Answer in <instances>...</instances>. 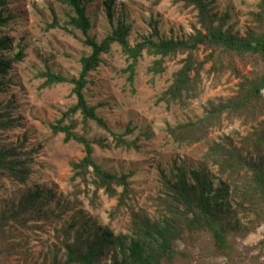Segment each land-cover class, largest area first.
<instances>
[{"label":"trees","instance_id":"1","mask_svg":"<svg viewBox=\"0 0 264 264\" xmlns=\"http://www.w3.org/2000/svg\"><path fill=\"white\" fill-rule=\"evenodd\" d=\"M52 1L64 6L66 11L62 19L54 14L45 29L61 28L71 34L79 32L89 53L80 57L77 77L56 74L48 66L38 74L43 78L41 89L71 84L70 94L76 99L75 104L50 125L51 134L62 133L64 142L75 141L83 146V157L70 163L71 181L79 179L93 193L103 190L107 196L117 197L114 211L128 207L130 221L126 233L115 234L92 221L72 218L54 230L56 241L44 253L40 264H175L177 260L189 264L193 257L202 258V255L189 252L185 247L198 245L203 234L210 238L208 246L218 257L226 258L228 264L264 261V238L246 246L244 251L235 243V238H246L264 223V73L240 75L234 66L235 57L251 55L264 60V0H258V10L249 13L251 25L243 35L232 32L227 27V13H214L206 0H173L196 12L198 27H194L193 33L187 37L166 38L159 34L157 23L152 22L150 35L133 45L127 40L130 25L122 19L116 22L113 19L112 0L104 2L111 29L99 41L90 34L94 25L87 14L89 0ZM161 1L149 0L153 6ZM7 3V0H0V95L11 83L7 78L9 70L25 57L23 46L13 55H6L10 43L3 35V29L12 18L10 13L5 15ZM114 44L120 47L129 62L123 70L129 85H133L135 67L144 52L157 57L149 68L154 75L165 71L166 60L185 55L157 99V103L163 102L166 106L177 103L185 107L189 100L197 99L202 93L203 72L220 76L229 71L239 79L232 96L209 102L203 116L195 121L168 129L178 147L205 140L224 122L240 120L251 127L250 132L239 135L236 140L224 136L209 143L203 155L204 162L195 169L173 165L168 171H161V190L151 199L157 207L153 217L142 210H134L129 204V174L116 175L97 164L93 159L92 142L84 134L75 132L77 128L86 132L88 123L93 122L109 131L116 144H129L121 134L110 131L97 114V107L88 104L84 94L87 85L91 84L89 74L100 67L103 55L108 54ZM200 50L204 52L202 59L196 57ZM207 63L211 65L204 71ZM13 109L12 101L0 103V134L17 126ZM97 142L103 145L101 141ZM38 150L28 149L24 141L7 146L0 144V178L24 188H16L14 196L0 202V256L7 259L20 254L23 264H27L28 255L15 251L21 243H13V239L21 231L32 233L36 228L29 224L32 221H59L64 212L61 207L57 212L47 208L55 200L52 190L27 186ZM205 162L216 167L215 173ZM115 186L121 187V191L117 192ZM253 250H258L256 256H250Z\"/></svg>","mask_w":264,"mask_h":264},{"label":"rangeland","instance_id":"2","mask_svg":"<svg viewBox=\"0 0 264 264\" xmlns=\"http://www.w3.org/2000/svg\"><path fill=\"white\" fill-rule=\"evenodd\" d=\"M5 15L12 14L8 25L3 29L10 50L7 56L13 55L19 47H25V57L14 64L7 78L5 93L0 95V103L12 101V116L16 127L0 134V144L14 145L24 141L28 149H39L34 157L33 172L27 186H40L52 190L55 200L48 209L55 212L64 209L61 219L40 220L29 223L36 227L32 233L22 232L13 239V243H21L15 251L28 255L27 264H40L44 253L55 243V229L68 223L72 218L79 221L94 222L97 226L109 228L115 234L126 233L129 227V209L121 207L116 210L117 197L107 196L103 190L93 193L76 179L71 181L70 163L78 162L84 155L83 146L75 141L64 142L62 133L53 136L50 125L54 124L76 99L70 94L71 84H56L41 89L43 78L38 74L48 66L52 72L71 78L77 77L82 55L89 49L82 44L79 32L66 33L61 28L47 31L46 25L53 20L54 14L62 19L66 8L52 0H7ZM114 21L124 20L130 25L127 40L130 45L142 40L151 33V23L156 22L159 34L163 37H187L193 33L196 23V12L185 8L173 0H162L153 6L149 0H112ZM211 10L229 16L227 27L232 32L243 35L251 25L249 13L257 11L258 0H206ZM105 0H89L87 14L93 23L94 35L99 41L110 32ZM204 52L200 50L196 57L202 59ZM179 55L175 60H166L165 71L154 75L149 68L157 57L143 53L135 67L133 85L127 83L126 56L120 47L114 44L110 52L103 55V63L89 74L91 84L84 90L88 104L97 107V114L107 124L111 132L121 134L128 145L116 144L112 134L89 122L88 129L83 132L77 128L75 132L92 142L93 159L106 171L116 175L129 174L128 202L134 210H142L151 217L156 215L157 207L154 198L161 190V171H168L173 165L186 169H195L204 162L203 155L209 143L219 141L224 136L236 140L239 135L251 131L250 125L240 120L224 122L222 127L213 130L205 140L192 146L178 147L172 141L169 128L178 124L195 121L202 117L208 103L217 102L232 96L237 89L238 78L223 72L220 76L213 73H202V93L197 99L189 100L185 107L180 104L157 103L162 91L169 85L171 74L179 67ZM225 63V61H224ZM207 63L206 71L210 67ZM225 65V64H224ZM234 66L240 75L264 73V60L251 55L234 58ZM264 92V90H263ZM77 119L78 115L76 116ZM101 141L103 144H98ZM206 163V162H205ZM208 169L215 173L216 167L209 162ZM20 187V186H18ZM15 183L0 178V202L14 196ZM19 189H24L22 186ZM117 192L121 187L115 186ZM264 238V223L246 238H235V243L244 251L260 239ZM210 246V238L203 234L198 245L185 247L187 251L202 255L193 257L189 264H228L224 257H218ZM253 250L250 256H256ZM264 260V258H262ZM20 254L9 258H1L0 264H23ZM259 264H263L264 261ZM175 264H183L176 261ZM246 264V261H245Z\"/></svg>","mask_w":264,"mask_h":264}]
</instances>
